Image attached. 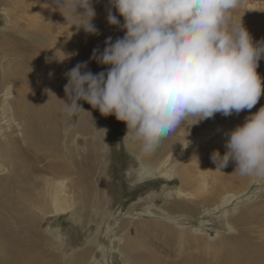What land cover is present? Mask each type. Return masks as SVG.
<instances>
[{
	"label": "rangeland",
	"instance_id": "1",
	"mask_svg": "<svg viewBox=\"0 0 264 264\" xmlns=\"http://www.w3.org/2000/svg\"><path fill=\"white\" fill-rule=\"evenodd\" d=\"M53 3L57 4L56 0H0L1 46L11 43L28 50L23 54L28 56L30 63L26 60L28 78L20 79L12 86L16 97L25 98L26 112L19 116L17 104L11 101L7 103L5 93L0 94V140L5 143L2 136L4 131L23 133V127L30 118L33 132H41L44 137L52 135L53 141L48 149H44L46 143H33L30 163L34 181L28 194L30 199L19 196L20 191H16L13 199L16 204L20 201L22 205H16L18 210L13 206L14 213H6L7 221L17 228L20 238L33 247L30 255L43 264H130L123 250L129 246L125 237H130L132 242L136 240L133 246L137 252L147 253L164 263L235 264L231 261L232 250L228 253L221 251V241L226 240L225 245L230 247L246 229L251 228L255 234L263 233V223L258 224L261 219L249 224L237 220L255 206H259L258 209L264 207V179L248 177L239 189L240 193L244 192L242 195L229 197L223 204H218L221 198H216L206 206L193 209L182 200L199 201L195 191L183 189L177 194L178 178H169V175L177 173L182 165L202 155L204 149L195 146V138L204 136L210 128L209 118L198 123L199 118L190 117L178 129L187 131L192 128L193 136L176 145L181 140L177 129L154 153L143 156L138 142L131 138L124 139L127 126L118 121L115 115L105 117L84 101L79 103L87 112L69 115L64 102L60 113L53 111L57 110L53 107L58 96L68 102L64 92L67 83L65 74L81 62H87L88 70L94 74L106 71L105 66L91 59L93 50L102 52L108 37L115 41L125 35L121 28L108 23L109 8L120 24L124 23L123 17L111 7L110 0H92L96 13L92 23L98 30L97 34H89L82 28L78 30L73 26L68 12H64L69 17L68 23L64 16L62 20H47L43 11H49ZM231 16L234 23H243L254 43L264 42V0H240ZM58 23L61 28H57ZM48 25L52 28L46 34L50 52L59 55L69 52L71 57L64 64L44 57L37 66L38 74L30 77L34 66L31 62L36 59L28 42L32 43L34 33L44 31L46 26L48 29ZM2 49L5 46L0 48V73L19 74L22 68L15 66L17 62L21 63L17 57L19 51L16 49L9 53ZM50 71L55 76L47 80L45 73L48 75ZM257 72L264 83V56L259 61ZM57 76L61 77V81H54ZM7 104L11 108L6 113L4 109ZM43 105L49 109L44 108L41 113L39 109ZM261 107H264V93L251 110L245 109L230 116L216 113L212 118L222 115L227 124H218L221 128H227L228 121L231 122L229 127L235 123L243 125L245 118L258 112ZM38 111L44 118L41 125L37 124ZM52 121L58 122L56 129ZM21 142L26 148L25 141ZM172 142L175 144L172 145ZM186 145L194 147V151L182 158L181 153L187 150ZM169 146L164 155L158 156L160 148ZM213 150L222 151L224 155L221 148ZM189 175L193 176V173L189 172ZM201 175L197 176L201 178ZM58 180L65 183L64 189L60 190ZM198 188L199 193L203 194L202 186ZM24 228L28 230V236L21 232ZM168 229H172L173 233ZM39 233L43 243L36 244Z\"/></svg>",
	"mask_w": 264,
	"mask_h": 264
},
{
	"label": "clouds",
	"instance_id": "2",
	"mask_svg": "<svg viewBox=\"0 0 264 264\" xmlns=\"http://www.w3.org/2000/svg\"><path fill=\"white\" fill-rule=\"evenodd\" d=\"M56 3L67 23L64 12L78 30L98 33L92 0ZM239 3L110 0L124 23L111 8L108 23L125 35L115 41L108 37L102 52L93 50L91 59L106 71L94 74L81 62L65 74L66 113L87 112L79 103L84 101L105 117L115 115L127 126L124 139L138 142L140 153L150 156L190 117L199 123L216 113L251 110L264 93L257 72L264 42L254 43L243 23L232 21ZM225 135L226 153L221 156L216 150L211 155L215 171L233 162L235 174L264 179V107Z\"/></svg>",
	"mask_w": 264,
	"mask_h": 264
},
{
	"label": "bare ground",
	"instance_id": "3",
	"mask_svg": "<svg viewBox=\"0 0 264 264\" xmlns=\"http://www.w3.org/2000/svg\"><path fill=\"white\" fill-rule=\"evenodd\" d=\"M55 6H57V4L53 3L51 4L50 7L51 9H49V11H43V14L47 20H56V19L62 20L63 15L61 14L60 11L57 12ZM39 11L42 13L41 10ZM34 22L37 23V21ZM57 28H61L60 23L57 24ZM51 30L52 28L50 29L49 25H48V29L47 26L44 27V31H39L37 33H34V35L32 36V43L28 42V45L30 46L31 44L33 48L32 50L33 52H35V55L33 56L36 59L35 61L31 62L34 63V66L32 68L33 73L31 72L30 77H34L35 75L38 74L37 66L40 64V61L41 62L43 61L44 57H48L52 61H55V63L59 62V64L66 63L68 59L71 57V54H69V52H65L64 54H60V55L56 52H50L51 47L48 44V35L46 34ZM35 38L37 39L34 42ZM17 43L19 44L20 41H18ZM2 46H5V49H2L4 52L12 53L15 52L16 49L19 51L17 57L21 60L22 64L17 62L15 66H21L22 70L19 74H17L18 76L12 73L10 74V72L9 74L7 73L5 75L0 73V94L5 93L4 97L6 98L5 101H8L7 103L10 104L11 101L12 103H15V105L17 104V112H18L17 114L21 116L22 114H24V112H26L25 110L26 100L24 97H21L22 99H19V96L16 97L15 92L12 90V86H14L16 82L19 83L20 79L24 80L27 79L29 76L26 72V69H28V64H26V60L28 59V56L25 57L26 54H23V51H28V50H24V48L22 47L18 48L16 44H11V43L10 44L5 43L2 44ZM2 46L0 42V48ZM39 54L40 56L38 57ZM40 69L41 68H39V70ZM45 75L47 76V80L49 79V77H52L53 75L55 76V74H53L52 71H50V74L48 75L45 73ZM54 81H61V77L57 76V78ZM48 99L51 100L50 98ZM62 100H63L62 97L58 96L57 100H55V105L53 107V109L57 108V110H53V111L60 113L61 106H63ZM40 102H42V100H40ZM41 104H43V102ZM44 106L43 108L39 109L41 113L44 112V108L49 109L47 106L45 107ZM10 108L11 107L7 104L4 111H6V113L7 111L10 112ZM39 111L38 113H40ZM41 113L38 114L39 116L37 115L36 118L37 121H39L37 123L38 125H41L42 122H44V118L42 117ZM56 123L58 122L52 121V125H54V129L57 128ZM210 123L213 124L211 125ZM223 123L227 124V122L223 120L222 115H219L216 118H209L210 128L204 133V136L202 137L198 136L195 138V146L204 149L202 155L198 156L197 159H194L190 162L188 161L189 160L188 158L187 160L188 163L182 165L183 167L181 166V169L177 173H171L169 175V178H173V179L178 178L179 184L177 187L178 190L176 189L177 194H180V191L183 189L186 191L193 189L195 191L197 198L200 199L199 201L196 198H195L196 200H192V201L189 199H185L184 201L182 200L183 203L187 202V205H190L191 207H193V209L203 207L204 205L206 206L216 198H221L218 204H223L224 201L229 197H236L242 195L244 192L240 193L239 189L249 179L248 177H241L240 175L234 173L235 164L233 162H230L226 168L221 169L223 173L220 171H215L217 166L211 160V155L214 152V150L212 151V149L221 148V150L223 149V153L225 154L227 149L225 148L224 145L226 140L228 139V137L225 134L235 129V127L238 126L235 123L234 126L229 127L231 123L230 121H228L229 126L227 128H221L218 126V124L220 125ZM178 130L180 131L181 140H179V142L177 141L178 143L176 145L182 144L181 142L183 140L194 135V131H193L194 129L192 128L187 131L186 130L183 131L181 129ZM22 131L23 133L18 132L17 134H14V130H11L10 132L4 131L2 133V136L5 137L4 140L5 143L2 140H0V264H43L37 257L30 255V252L32 251L33 247L31 248L30 246H28L25 243L26 241L20 238L16 230L17 228L13 227L11 223L7 221V216H6L7 215L6 213H14L15 210H18L16 205L19 204L22 205L20 201L16 204L15 200L13 199V197H15L14 193H16V191L18 190L20 191L19 196L24 195V197H26L28 196V194H30V185L32 184V181H34L33 176L31 175L32 164L30 163L31 162L30 151L33 146V143L34 144L38 143L40 145L42 143L43 144L46 143L47 146H44L45 148L44 147L42 148L48 149V147L51 146L50 145L51 142H53L52 135L44 137L41 132L40 133L33 132L31 128L30 118H28V121L23 127ZM55 137H56V133L54 132V139ZM22 140L25 141L26 148H24V145L21 142ZM173 142L172 145L175 144ZM186 147L187 150L181 153L182 158L193 154L194 147H192L191 145H186ZM169 148L170 146L168 148L165 147L160 148V151L158 152V156L164 155V153H166L169 150ZM209 150L211 151L208 152ZM219 152L221 154L222 151ZM221 156L223 155L221 154ZM144 159L146 160V158ZM208 170H212V171H208ZM189 172H192L193 176L192 175L190 176ZM198 174H202L201 178L197 176ZM199 179H201V181H199ZM58 183L60 185V190L64 189L65 183L61 180H58ZM199 185L202 186V189H204V191L202 190L203 194L199 193L200 190V188H198ZM249 185L251 184L249 183ZM26 198L30 199V195ZM13 206H15L14 207L15 210L13 209ZM258 207L256 208L255 206L253 207V210H249L251 211L250 214L249 213L247 214V212L249 211L245 210L247 212H244L243 215L238 217L239 219L237 220V222H243L249 224L255 221H259V219H261V222H258V224L263 223L264 225V209H263L264 207L263 208L261 207V209H258ZM169 230L171 231L170 233H173L172 229H168V231ZM21 232L24 234V236H28L29 234L28 230L25 228ZM198 234L203 235L202 233H198ZM38 236L39 238L35 241V243L36 244H40L41 242L43 243L40 233ZM28 238L29 237H27V239ZM125 239L128 240L127 243L129 244V246H125L123 250L125 251V257L127 258V262H129L130 264H168L167 261H165V263L158 259L157 261L155 258L151 257L147 253H139V251L137 252V250H135L133 246L136 240L132 242L131 241L132 239L130 237L127 238L125 237ZM237 239L236 242L232 243L230 247H227V245H225L227 244L226 240L223 239V242L221 241V245H222L221 248L224 249V250L221 249L222 252L224 251L228 253V251L232 250L231 251L232 262H234L235 264H264V231L263 233L259 232L258 234H255L254 231L251 228H249L248 230L246 229V231H244L242 236H240V238ZM228 244L230 245V243ZM184 264H188V263L184 262Z\"/></svg>",
	"mask_w": 264,
	"mask_h": 264
}]
</instances>
